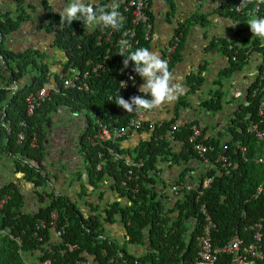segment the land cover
<instances>
[{"label":"trees","instance_id":"obj_1","mask_svg":"<svg viewBox=\"0 0 264 264\" xmlns=\"http://www.w3.org/2000/svg\"><path fill=\"white\" fill-rule=\"evenodd\" d=\"M106 1L98 0L94 6L105 5ZM152 1L147 0L148 7ZM156 1L166 6L165 17L173 15L174 0ZM218 1L221 4L215 7L214 13L234 21L237 28L233 30L232 36L239 38L235 42L234 39L217 37L204 46V50H215L226 59V65L213 80L214 84L220 86L221 78L242 70L251 53L264 57V46L260 44L259 37L241 34L243 30H250L249 26L241 27V23L250 17H264V0ZM41 3L46 21L43 29L51 34V47L61 52L67 61L75 58L79 63L85 58L98 59L106 47H109V59L105 71L91 80L92 92L69 90L61 94L49 91L48 98L40 101L31 115H26V94L35 92L48 80V62L45 61L48 54L37 49L14 53L0 46V162H9L13 173H20L24 181L31 183L38 203L26 209L13 183L0 184V198L8 196L0 208V264H39L45 259L50 264H193L194 238L203 219L198 210L201 204L214 224L210 231L213 245L226 242L236 231L247 239L249 232H244L243 228L259 222L264 246V170L261 164L243 161L239 153V146H244V156L249 158L262 143L256 142L245 130L248 119L255 118L260 97L259 93L252 95L251 91L258 84H264V80L258 77L260 68L255 78L244 87V104H238L229 124L225 126L228 136L225 145L234 163L232 167L227 172L220 170L215 175L213 170H209L206 173L208 184L198 195L197 190L192 189L184 192L180 198L164 197L156 188V179L145 174V171L154 168L157 162L186 164L198 160L187 141V126L178 127L169 133L171 118L163 120L151 131L147 123H143L136 131H146L147 137L131 147L121 146L125 138L107 142L103 146L91 145L86 140V136L94 132L96 120L116 119L121 124L128 116L127 112L119 113L117 100L107 99L108 93L117 92L111 72L114 49L109 46V42L114 41L120 31L128 26V16H123L119 30H112L109 42L101 40L97 43L96 37L104 35L111 27L98 25L88 31L79 20L72 21L70 25L61 23L47 2L41 0ZM236 4L242 6L238 11L233 8ZM146 13L148 22L153 24L152 13L148 10ZM25 17L20 10L14 17L7 12H0V39L5 33L14 30ZM208 22L204 14L193 12L186 20L177 22L174 33L183 32L185 24L207 26ZM180 38L181 35L178 44ZM148 44L140 40L138 47H148ZM171 57L168 66L172 63ZM202 82L199 70L188 72L184 79L187 87L185 94L196 91ZM12 85L14 89H11ZM221 99L222 91L219 87L214 88L208 97L199 100L198 106L215 113L220 110ZM184 104L188 105V102L185 103L180 96L172 108L174 116ZM77 114H80L82 130L73 137L87 183L93 189L105 184L106 189L124 200L121 203L113 199L101 205L86 203L90 209L88 214H83L68 196L47 191L51 179L57 178V173H50L45 168L50 165L44 147L53 118L71 116L72 126H77ZM18 132L23 133L19 142ZM33 134L36 146L29 144ZM220 139L218 136L209 141L217 147ZM107 146L112 147L121 158L116 159L109 154ZM97 152H101L100 158H97ZM137 161L141 162L140 168L130 164ZM98 163L100 166L97 169ZM127 169H131L129 177H126ZM176 179L179 182L188 180L183 175ZM121 181H124L123 185ZM258 187L260 190L256 193ZM170 199L171 203L168 202ZM50 212L56 215L53 230L60 233L55 238H51ZM38 220L44 222L43 227H35ZM113 223L121 226L123 238L120 242L104 234L105 226ZM15 237L19 242L13 239ZM127 244L140 245L144 251L138 255L132 254L127 250ZM67 245L75 246L69 249Z\"/></svg>","mask_w":264,"mask_h":264},{"label":"crops","instance_id":"obj_2","mask_svg":"<svg viewBox=\"0 0 264 264\" xmlns=\"http://www.w3.org/2000/svg\"><path fill=\"white\" fill-rule=\"evenodd\" d=\"M45 1L52 12L58 15L59 18V12L68 3V0ZM195 1L198 3L194 9L192 6L194 0H174L175 10L173 15H169V18L165 17L166 6L164 4L156 0H153L151 3L150 10L153 15V26L151 28V39L148 47L149 50L157 51L160 55L171 33L174 31L177 22L186 20L193 12L204 14L209 21L207 27L209 25L213 27L212 29H205L204 26L194 23L189 25L191 26L190 29H182L183 32H181L179 47L175 49L171 57L172 63L169 65V69L174 77V83L182 85V92L178 94L177 99L174 101L165 102L157 108L147 110L146 122L155 123L159 120L174 117L172 108L181 96L185 103L188 102V105H181L175 117H190L201 127L202 132L206 136L213 138L219 136L221 138L220 142H222L228 138L225 134L227 120L233 116V112L238 104H244V79L238 80L236 85L226 88L227 92L221 99L220 110L212 113L203 109V112H199V100L209 96L214 86L213 80L216 79L218 71L226 65V59L222 54L215 50L206 51L204 50V46L209 40L217 37H226L228 40H231L234 29L231 28V20L230 23L228 18H222L220 15L214 13L218 0ZM19 10L26 17L20 21L14 30L5 33L1 37V48L14 53L26 49L41 50L48 54L46 58L48 61L57 52L55 48L51 47V34L45 32L43 29L46 21L41 0H0V12H7L9 16L14 17L18 14ZM178 15L179 17H177ZM196 70H199L203 78L202 85L193 93L185 94L187 89L184 84L185 76L188 72H194ZM242 70L239 74L243 73ZM140 79L145 83L143 78L140 77ZM192 101H194L193 104L191 103ZM63 119H65L63 115L59 116L58 119H56V116L53 118V125L51 126L44 147L45 155L48 156V162L50 164L48 166L46 165L45 168L50 173H57V178H52L48 184L47 191L51 190L54 194L60 193L68 196L71 201L76 203L83 214L90 213V209L86 203L101 205L104 201H111L113 199L120 200L123 203L124 200L116 197L115 193L106 189L105 184H101L98 188L93 189L87 183L84 166L77 153L76 139L73 137L76 132L82 130V123L79 117H75L77 119V126L71 125L72 130H68L66 124L63 123ZM69 131L71 134H69ZM146 137V131H133L127 138L121 141V146L131 147L140 139ZM61 165H63L64 169H59ZM156 165L162 175L167 179H176L178 176L183 175L188 180L197 178L201 167L198 160L186 164L163 161L157 162ZM5 182L13 183L15 188L20 192L26 209L37 206L38 203L33 194L31 183L24 181L20 173H13L9 162H0V184ZM82 188L84 189L83 191ZM156 188L164 197L167 196L170 198L163 186L157 184ZM171 200H168V202L171 203ZM50 232L51 238H55L56 231L50 229ZM104 234L118 242L123 238L119 223L106 225ZM126 247L129 252L135 255L144 251V247L136 244H127Z\"/></svg>","mask_w":264,"mask_h":264},{"label":"built area","instance_id":"obj_3","mask_svg":"<svg viewBox=\"0 0 264 264\" xmlns=\"http://www.w3.org/2000/svg\"><path fill=\"white\" fill-rule=\"evenodd\" d=\"M98 0H95V3ZM111 0H107L105 4H110ZM220 1L217 2L216 7H219ZM242 6L236 4L233 6L234 10L238 11ZM257 7H255L256 9ZM150 11L147 0H119V9L121 18L128 16V26H126L114 41L109 42V38L112 35V28L108 30L104 35H98L96 37L97 43L101 40L109 42V46L114 49V61L112 62L111 72L113 73V80L116 82L117 92L107 94L108 100H118V96L130 98L133 95H141L138 92L139 85L143 84L134 71V64L129 61L128 66L125 68L123 61L125 57L121 54V50L125 56L136 48L140 43V40L150 42L151 28L153 24L149 23L148 14L146 11ZM173 31L168 39V42L163 48L161 58L169 59L176 49L179 43V37L181 32L174 33ZM264 46V44H261ZM109 59V47H106L102 55L98 59L85 58L81 62L77 63L75 58L66 60L63 56L59 69H50L47 72L48 80L35 92H29L24 98L25 114L31 115L35 107L42 100L48 98L49 91L63 94L64 91L76 90L80 92H92L90 82L105 71L106 61ZM260 72L258 74L259 80H264V57L260 58L258 62ZM258 70V69H257ZM51 74V76H50ZM130 77H134L135 80ZM125 84V86H124ZM15 86L12 85L11 89ZM259 93L260 97L257 101L255 118H250L246 122V131L250 133L256 142H262L257 152H254L249 158L244 156V146H239V153L243 161L250 160L254 163L261 164L264 170V84L254 87L251 94ZM119 113H126V110L122 107L119 108ZM128 116L124 119L123 123L119 124L116 119L113 121L96 120V128L94 132L86 136V140L91 145L103 146V144L126 138L131 132L136 131L142 126L143 123L148 124V129L155 126L158 127L163 120L156 121L155 123L146 122L147 110H138L134 112H127ZM80 114H77L79 116ZM171 123L168 125V132H172L178 127L187 126L189 129V135L187 138L191 149L198 156V161L201 164L200 171L197 178L194 180H185L183 182L177 181V179L165 178L157 165L154 168L146 170L145 174L156 179L157 184L165 188L167 194L171 198H180L184 192L192 189L197 190V195L201 193V189L205 188L208 184V176L206 173L209 170H213V174H219L220 170L227 172L234 164L231 156L225 145V141L219 143L216 147L213 143H210V139L213 137L206 136L201 127L188 116L170 117ZM169 119V118H168ZM167 120V119H166ZM20 124H22L20 122ZM229 124L227 120L225 126ZM23 138V133L18 132L17 141L19 142ZM227 140V139H226ZM30 146H36V140L34 134L30 139ZM106 151L114 158L119 159L121 156L115 152L112 147L107 146ZM97 158L101 157V152H97ZM127 164V163H126ZM132 166L136 168L141 167V162H130ZM157 164V163H156ZM99 163L96 164V168H99ZM131 176V169H127L126 177ZM201 176L200 180L199 177ZM121 185L124 181L120 182ZM135 191V189H132ZM260 188L256 189V193ZM255 193V194H256ZM196 195V198H197ZM8 199L7 195L0 198V208ZM200 213L203 216L202 225L198 234L194 238L195 255L193 264H264V246L261 240V223L254 222L243 228L244 232H249L248 238L245 239L238 231L234 232L229 239L221 245H213L211 241L210 231L214 224L206 213L204 206H199ZM56 215L54 212L49 214L50 229L54 228ZM44 222L38 220L35 227H43ZM59 231H56V235H59ZM16 242H19L18 238H13ZM75 245H67V248H73ZM39 264H50L49 260L45 259Z\"/></svg>","mask_w":264,"mask_h":264},{"label":"clouds","instance_id":"obj_4","mask_svg":"<svg viewBox=\"0 0 264 264\" xmlns=\"http://www.w3.org/2000/svg\"><path fill=\"white\" fill-rule=\"evenodd\" d=\"M94 4L95 0H68L66 6L59 12L61 23L66 22L70 25L72 21L79 20L88 31L98 25L119 30L122 26L121 13L118 11L119 0H111L110 4L99 7ZM247 24L252 35L264 38V17H253ZM119 54L125 57L124 67L126 68L131 61L134 64L133 71L145 80V83L138 87V92L143 95H133L127 100L118 96L116 104L126 112L152 110L165 102L174 101L182 92V85L174 83L168 61L161 58L159 52L151 51L148 47H138L127 56L123 50ZM130 78L135 80L134 77Z\"/></svg>","mask_w":264,"mask_h":264},{"label":"rangeland","instance_id":"obj_5","mask_svg":"<svg viewBox=\"0 0 264 264\" xmlns=\"http://www.w3.org/2000/svg\"><path fill=\"white\" fill-rule=\"evenodd\" d=\"M197 3L198 2H196L195 0H194V3H193V7H194V9H195V7L197 6ZM177 17H179V15L177 16ZM217 17H219L218 15H217ZM251 18H253V17H250L249 19H251ZM248 19V20H249ZM230 18H228V21L230 22ZM247 20V21H248ZM232 21V20H231ZM247 21L246 22H243V23H241V27H245V28H247L249 25L247 24ZM228 23V22H227ZM231 23V22H230ZM232 26H231V28H233V29H235V28H237V25H236V23L234 22V21H232ZM233 24H234V26H233ZM190 27L191 26H189L188 24H185V26H184V28H183V30H185V29H190ZM205 27V29H212V25H209L208 27L207 26H204ZM241 34L244 36H249V37H251L252 36V34H251V31L249 30V29H246V30H243L242 32H241ZM231 39H234V41L235 42H238V40H239V38H234L233 36H232V38ZM259 42H260V44H264V38H260L259 37ZM53 51H55L54 49H53ZM56 52H57V54L56 53H54L53 54V56H51L50 57V59L47 61V59H45V61L46 62H48L47 63V65H48V70H50V69H59V65L61 64V60L63 59V55L61 54V52H59L58 50H56ZM260 58H261V56L258 54V53H255V52H253V53H251L249 56H248V58H247V63L243 66L244 68H242L243 70H242V72L243 73H241V74H239V72L241 71H236V72H234V73H232V74H230V75H228V76H225V77H223L221 80H220V84H221V86H218L217 84H214V86H213V89L214 88H221L220 90L222 91V98L225 96V93L227 92L226 91V88L228 87V86H233V85H236V82L238 81V80H242V79H244V86L247 84V83H249L250 81H252L254 78H255V76H256V74H257V72H258V62H259V60H260ZM257 62V63H256ZM50 76H51V74H50ZM225 88V89H224ZM22 93H24V92H20V94H22ZM204 98V97H203ZM192 104L194 103V101H192L191 102ZM199 107V106H198ZM199 112L201 111V112H203L202 110H203V108L200 106L199 108ZM77 116V115H76ZM77 117H80V115L79 116H77ZM73 122V121H72ZM71 122V123H72ZM68 127V130L69 129H71L72 130V126L71 125H69V126H67ZM69 134H71V132L69 131ZM64 169V167H63V165H61V167L59 168V169Z\"/></svg>","mask_w":264,"mask_h":264},{"label":"water","instance_id":"obj_6","mask_svg":"<svg viewBox=\"0 0 264 264\" xmlns=\"http://www.w3.org/2000/svg\"><path fill=\"white\" fill-rule=\"evenodd\" d=\"M64 121H63V123H65L66 124V126H69V125H72V117L71 116H69V117H67V118H65V119H63ZM62 121V120H61ZM61 121H59V122H61ZM72 122V123H71ZM68 128V127H67Z\"/></svg>","mask_w":264,"mask_h":264}]
</instances>
